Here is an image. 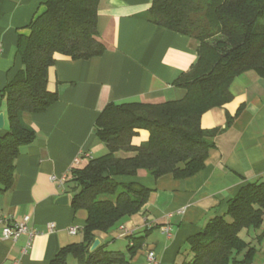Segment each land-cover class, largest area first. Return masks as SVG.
Segmentation results:
<instances>
[{"label":"crops","instance_id":"crops-1","mask_svg":"<svg viewBox=\"0 0 264 264\" xmlns=\"http://www.w3.org/2000/svg\"><path fill=\"white\" fill-rule=\"evenodd\" d=\"M46 1L1 0L0 93L22 70L18 36L29 35L27 27L45 11ZM151 4L152 0H103L98 33L106 53L90 60L58 56L48 83L50 91L58 93V101L45 113L22 114L37 137L20 151L14 186L0 195V218L14 225L29 217V232L12 241L3 236L5 225L0 223V264H50L61 249L83 242L81 230L88 215L71 206L70 171L79 157L106 154L95 124L108 104L163 103L185 97L186 91L174 82L197 63L198 44L149 22ZM230 90L232 102L202 117V127L212 130L225 128L228 117L236 116L233 125L215 137L216 148L202 171L186 179H155L145 172L117 178L122 183L138 182L151 193L141 212L109 233L94 234L106 251L126 253L130 237H145L129 264H146L150 251L159 264H180L191 256L187 240L213 218L224 216L242 186L264 178V78L255 71L245 72L234 79ZM0 113L5 116L1 138L8 132L2 98ZM148 138L149 133L141 130L133 144L139 146ZM63 195H69L68 205L56 203ZM50 224L55 225L52 231ZM71 227L78 228L76 235L69 233ZM263 261L264 242L255 263ZM67 264L78 262L70 256Z\"/></svg>","mask_w":264,"mask_h":264},{"label":"trees","instance_id":"trees-1","mask_svg":"<svg viewBox=\"0 0 264 264\" xmlns=\"http://www.w3.org/2000/svg\"><path fill=\"white\" fill-rule=\"evenodd\" d=\"M1 3V0H0ZM103 0H47L45 11L20 34L17 52L23 67L0 93L6 100L8 132L0 138V195L12 189L16 161L23 147L36 140L23 113L42 114L57 101L48 87L50 70L58 56L90 60L106 53L98 33ZM152 24L188 36L198 43V61L174 82L186 91L181 100L163 103H110L96 121V134L107 149L103 156L84 159L70 171L69 191L75 211L87 212L84 240L59 251L50 264H129L145 243L130 237L126 253L89 249L96 232L109 233L138 214L151 190L138 182L122 183L120 177L145 172L155 179H186L202 171L216 148L215 137L229 129L206 130L204 114L234 99V79L255 71L264 78V0H152L146 14ZM243 107H241L237 113ZM149 133L139 146L133 138ZM120 152L134 153L121 158ZM85 162V163H83ZM254 231L246 242L240 233ZM264 242V178L242 186L228 203L224 216L215 217L187 240L190 258L180 264H252Z\"/></svg>","mask_w":264,"mask_h":264},{"label":"built area","instance_id":"built-area-1","mask_svg":"<svg viewBox=\"0 0 264 264\" xmlns=\"http://www.w3.org/2000/svg\"><path fill=\"white\" fill-rule=\"evenodd\" d=\"M89 159V156L84 155L83 157H79L76 159L75 165H78L82 163L84 159ZM29 217H26L23 219L21 222L16 223L14 225H10L8 223V220L6 218H0V223L4 224L5 227L3 229V236L6 239H11L12 241H17L22 235L27 234L29 232L28 229V222H29ZM55 228L54 224L49 225V230L52 231ZM166 235L169 237L170 236V229L168 227L163 229ZM69 233L71 235H76L78 233V228L77 227H71L69 229ZM32 236V234H31ZM146 264H159L157 255L154 251H150L147 256V262ZM252 264H264V261L262 263H252Z\"/></svg>","mask_w":264,"mask_h":264},{"label":"water","instance_id":"water-1","mask_svg":"<svg viewBox=\"0 0 264 264\" xmlns=\"http://www.w3.org/2000/svg\"><path fill=\"white\" fill-rule=\"evenodd\" d=\"M5 126V116H4V113H0V130L3 129ZM57 204H60V205H68L70 203V198H69V195H63V196H60L57 201H56ZM100 240L99 239H94L90 249H89V252L90 253H93L95 250H97L98 247H100Z\"/></svg>","mask_w":264,"mask_h":264},{"label":"rangeland","instance_id":"rangeland-1","mask_svg":"<svg viewBox=\"0 0 264 264\" xmlns=\"http://www.w3.org/2000/svg\"><path fill=\"white\" fill-rule=\"evenodd\" d=\"M198 44V43H197ZM255 232L254 231H251V233H249L247 230H243L241 233H240V237L245 240L246 242H250V241H253L254 237H255ZM115 250H120V248L118 249H115ZM123 250V249H121ZM117 252V251H116Z\"/></svg>","mask_w":264,"mask_h":264}]
</instances>
